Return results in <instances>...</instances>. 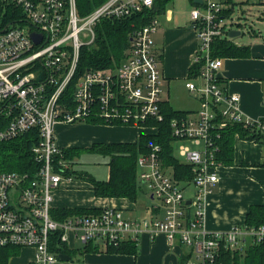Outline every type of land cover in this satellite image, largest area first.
Returning a JSON list of instances; mask_svg holds the SVG:
<instances>
[{"label": "built area", "instance_id": "2783aa9c", "mask_svg": "<svg viewBox=\"0 0 264 264\" xmlns=\"http://www.w3.org/2000/svg\"><path fill=\"white\" fill-rule=\"evenodd\" d=\"M154 6L155 0H106L81 15L77 0H0V140L32 129L39 136L33 172L0 171V247H30L35 250L31 264H58L63 252L55 245L70 244V235L84 245L107 249L138 243L143 233L155 237L162 232L172 246L189 248L183 264H225L224 250L242 253L250 243H264V225L225 230L206 226V198L224 167L218 159L220 130L238 123L250 130L252 140L264 141V119L243 111L240 95L223 86L221 62L212 54L213 42L240 23L228 17L222 0H203L191 10L199 46L186 86L200 107L170 120L174 149L180 140L196 146H179L185 157L181 161L194 168L191 180L178 181L163 163L162 145L150 142L137 164L140 181L161 201L156 212L133 219L111 206L63 219L53 215L54 191L74 178L69 173L73 159L55 138L58 123L101 120L154 130L152 123L165 120L163 74L154 41L160 27L157 15L134 29L117 67L79 70L81 50L95 43L103 19ZM7 12L10 20H5ZM33 32L41 35L39 42ZM56 236L58 243L53 242Z\"/></svg>", "mask_w": 264, "mask_h": 264}, {"label": "crops", "instance_id": "0c3cea01", "mask_svg": "<svg viewBox=\"0 0 264 264\" xmlns=\"http://www.w3.org/2000/svg\"><path fill=\"white\" fill-rule=\"evenodd\" d=\"M222 1L228 17L237 19L238 22L246 18L244 8L257 2ZM196 4L194 0H167L156 13L160 19V27L154 34L155 51L163 74V92L165 89L167 91L162 97L163 101L179 111L195 112L200 107L199 100L186 86V82L193 76L191 72L195 67L194 58L199 46L197 30L191 20V10ZM236 9L240 13L237 16ZM261 19H264L262 14L259 15V23L264 22ZM220 39L238 48L236 55L218 57L223 86L227 91L240 95L241 108L247 115L264 119V28L256 27V22L252 20V24L248 28L244 27L240 36L232 38L225 35ZM90 122L81 125L58 123L55 138L59 146L79 151L84 147L90 148L95 143H134L147 133L139 126ZM139 182L140 188H144L140 179ZM83 186H87L93 195L81 197L78 192H81ZM151 198L154 199L152 196ZM53 203L56 209H101L112 206L133 219L149 216L157 211L158 206H145L142 211L140 204L129 197L97 196L89 181L75 180V176L71 181H64L54 191ZM261 203H264V141L236 136L234 161L230 165H224L219 182L206 198V226L210 230H225L233 225H244L250 207ZM128 213H138V216H130ZM82 244L70 235V244L67 246L71 252L67 254L71 259L61 260L58 264H183L187 252L183 246H172L162 232L155 237L143 233L136 253L109 252L97 244H91V249L86 250ZM96 247L99 250H93ZM18 248V253L10 257L9 264H31L35 250L30 247Z\"/></svg>", "mask_w": 264, "mask_h": 264}, {"label": "trees", "instance_id": "16d2710c", "mask_svg": "<svg viewBox=\"0 0 264 264\" xmlns=\"http://www.w3.org/2000/svg\"><path fill=\"white\" fill-rule=\"evenodd\" d=\"M106 0H77L78 10L81 15H86ZM167 0H155L153 9H144L127 15L123 18L103 19L97 26V37L95 43L81 50L79 70L87 68L117 67L126 56V50L131 45V36L136 27H140L150 21L156 15L159 8H163ZM158 5V6H157ZM10 11V8L8 9ZM7 19L10 20L7 12ZM238 48L226 41L216 39L212 45V54L215 57L233 56L238 52ZM194 75V70L191 72ZM165 120L163 122L152 123L156 129L144 133L134 143L114 142L95 143L89 149L110 154V176L107 180H98L87 173H78L79 177L89 181L97 196L129 197L136 200L140 182L138 178L137 159L141 153L149 151V143L156 142L162 145V160L165 166L172 169L174 177L179 180H191L194 174L192 165L179 160L175 155L174 138L171 135L170 120L174 116L186 115L189 111L175 110L168 102L162 104ZM102 122L101 120H92ZM219 138H216L220 151L218 159L224 165H230L234 161V141L236 136L251 139L253 135L250 130L238 123H229L220 130ZM39 136L37 129H32L19 135L13 140H0V171L12 170L19 172H33L37 167L34 147L38 145ZM78 150L75 148L65 149L66 157L74 159ZM75 169L69 173L75 175ZM99 209L87 208H55L53 215L58 219H63L75 213H94ZM244 225L254 227L264 225V203L254 204L247 213ZM59 235V232L57 233ZM53 242H59L57 236ZM133 241L124 242L118 247L110 246L106 250L109 252H132L136 253L137 245ZM91 244H86L85 249L90 250ZM63 253H70L65 244L55 245ZM19 248L0 247V264H9L12 255L18 253ZM99 250V248H93ZM221 260L225 264H264V243H250L242 253L238 251L224 250L221 253Z\"/></svg>", "mask_w": 264, "mask_h": 264}, {"label": "rangeland", "instance_id": "374dc122", "mask_svg": "<svg viewBox=\"0 0 264 264\" xmlns=\"http://www.w3.org/2000/svg\"><path fill=\"white\" fill-rule=\"evenodd\" d=\"M257 1V2H256ZM255 4H250L247 5L244 9L247 12L245 15V19L243 20V22L247 25H245L246 28H248L250 26V24H252V20H254L256 22V27H261L264 28V22L259 23V15H264V3L260 2V0H256ZM238 14H240L238 12V10L236 9L235 11V16H237ZM242 19V18H241ZM264 20V19H261ZM254 25V24H253ZM254 27V26H252ZM87 46V48L91 47ZM86 47V46H84ZM166 89L165 91L162 93V95L164 96L166 94ZM83 123H91L90 121L88 122H84V121H77V122H73V123H67V124H71V125H81ZM120 125H125V126H135L137 127V125H130V124H120ZM56 127V126H55ZM144 130H142L143 132H149L151 130L146 129L144 127H142ZM55 136H56V131H55ZM188 144L190 145L192 148H195L196 146H194L193 144L190 143V141L188 140H180V141H176L175 142V155L182 161H185V157L180 153V144ZM79 154H77L76 158H74L75 160L73 161L72 165L75 169V180L78 181H83V179L81 177H79L78 173H87L89 175H91L92 177L98 179V180H107L109 179L110 176V165L109 162L111 160V156L110 154L107 153H102L99 152L97 150H90L87 147H84L82 149H80L78 151ZM144 188H139L138 190V194H137V198L136 201L137 203L140 204V209L142 211H144L145 206H151V205H161V201L159 199H152L151 195L149 193V190L147 188L146 185H144L142 183L141 185ZM85 187V188H84ZM84 188V189H83ZM83 188L81 189V192H78L79 194H81V197H86V196H92L93 194L91 193V190H89L87 188V186H83ZM87 188V189H86ZM144 189V190H143ZM190 190H192V188H190ZM130 214V216H138V213H128ZM78 244H80L79 242H77ZM95 244V243H93ZM83 245V244H82ZM185 251H189L188 247H184ZM16 264V263H15Z\"/></svg>", "mask_w": 264, "mask_h": 264}, {"label": "water", "instance_id": "95a60500", "mask_svg": "<svg viewBox=\"0 0 264 264\" xmlns=\"http://www.w3.org/2000/svg\"><path fill=\"white\" fill-rule=\"evenodd\" d=\"M194 2L202 3L203 0H194ZM245 25H247V23L245 24L243 21L240 23H237L236 27L230 30L229 36L232 38L240 36L243 33V29ZM32 37L36 42H39L41 39V35L35 32L32 33ZM188 203H190V201H188ZM59 257L61 260H66V261L71 259V256L67 253H60Z\"/></svg>", "mask_w": 264, "mask_h": 264}]
</instances>
